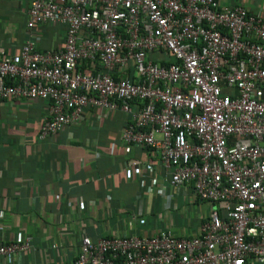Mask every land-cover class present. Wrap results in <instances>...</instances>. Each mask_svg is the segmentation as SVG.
<instances>
[{
    "label": "built area",
    "instance_id": "obj_1",
    "mask_svg": "<svg viewBox=\"0 0 264 264\" xmlns=\"http://www.w3.org/2000/svg\"><path fill=\"white\" fill-rule=\"evenodd\" d=\"M28 14L30 30L63 24L65 42L41 51L30 35L0 60V101L49 100L41 138L87 108L120 109L122 140L159 155L145 190L192 184L211 204L191 236L85 235L65 264H264V17L221 0H33ZM30 247L0 243V256L15 264Z\"/></svg>",
    "mask_w": 264,
    "mask_h": 264
},
{
    "label": "crops",
    "instance_id": "obj_2",
    "mask_svg": "<svg viewBox=\"0 0 264 264\" xmlns=\"http://www.w3.org/2000/svg\"><path fill=\"white\" fill-rule=\"evenodd\" d=\"M32 1L0 0V60L19 53L30 35L41 51L63 48V24L27 27ZM221 2L242 4L264 17V0ZM83 65L85 72L95 69L90 62ZM50 105L41 98L0 101V243L31 237V247L15 264L68 263L85 235L96 241L167 228L184 236L196 233L211 204L196 197L192 184L164 196L145 190L142 182L151 183L146 168L156 165L159 155L122 140L129 114L87 108L77 122L41 138ZM133 160L139 164L131 165ZM166 201L172 208L166 209ZM0 264L12 263L0 256ZM247 264L263 263L252 258Z\"/></svg>",
    "mask_w": 264,
    "mask_h": 264
},
{
    "label": "trees",
    "instance_id": "obj_3",
    "mask_svg": "<svg viewBox=\"0 0 264 264\" xmlns=\"http://www.w3.org/2000/svg\"><path fill=\"white\" fill-rule=\"evenodd\" d=\"M153 54L155 55V53H151V54H150V57H152V58L154 59L155 57H154ZM161 63H166V62H165V60H161ZM83 68H84V67H83ZM100 69H101V68H100L99 66H98V67H95V69H93L94 71L92 70L91 73H95L97 70H100ZM44 100H45V99H44ZM247 262H248V261H247ZM246 264H247V263H246Z\"/></svg>",
    "mask_w": 264,
    "mask_h": 264
},
{
    "label": "rangeland",
    "instance_id": "obj_4",
    "mask_svg": "<svg viewBox=\"0 0 264 264\" xmlns=\"http://www.w3.org/2000/svg\"><path fill=\"white\" fill-rule=\"evenodd\" d=\"M193 206H194V205H193ZM201 208H202L201 212H202V211L204 212V211H205V210H204V207H201ZM180 209H181V208H180ZM180 209H179V210H180ZM184 209H185V206H184ZM164 214L167 215V212H165Z\"/></svg>",
    "mask_w": 264,
    "mask_h": 264
}]
</instances>
